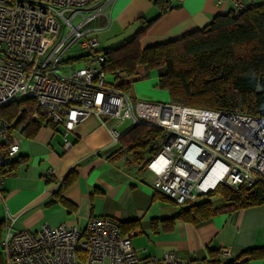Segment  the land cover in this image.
<instances>
[{"label": "built area", "instance_id": "built-area-1", "mask_svg": "<svg viewBox=\"0 0 264 264\" xmlns=\"http://www.w3.org/2000/svg\"><path fill=\"white\" fill-rule=\"evenodd\" d=\"M109 1L0 0V199L1 180L13 171L19 150L12 131L17 117L5 119L1 108L24 97L35 104L30 118L62 125L65 133L88 115L109 129L113 141L122 121L127 129L137 123L160 128L162 141L146 162L155 176L151 187L181 206L219 183L264 182V117L141 100L119 86V72L106 79L94 21ZM232 1L234 12L247 4ZM77 40L82 51L77 55L87 57L63 73L57 68L61 55ZM14 219L0 241L5 264H191L166 251L139 259L130 233L109 215L90 217L83 228L42 222L19 231L11 230ZM228 253L222 250L223 257Z\"/></svg>", "mask_w": 264, "mask_h": 264}, {"label": "crops", "instance_id": "crops-1", "mask_svg": "<svg viewBox=\"0 0 264 264\" xmlns=\"http://www.w3.org/2000/svg\"><path fill=\"white\" fill-rule=\"evenodd\" d=\"M259 4L264 0H242ZM154 0H110L105 4L94 24L99 49L115 47L130 39L139 27L138 19L153 18L157 14ZM166 10L140 40L148 47L202 30L214 17L234 11L232 0H171ZM163 67L139 64L133 75L119 72L116 81L126 83L135 98L146 101H168L165 89L157 85ZM116 72H107V80H114ZM127 121L116 123L123 134ZM115 123V122H114ZM119 126L122 128L119 130ZM22 125L14 127L13 135L19 150L15 169L1 184L0 221L4 226L9 218L13 231L35 230L42 222L66 223L83 228L90 217L111 216L120 223L136 221L128 230L132 249L139 259L174 252L191 264H211L209 250L220 251L221 263L264 264V257L238 260L250 249L264 248V204L239 207L216 213L192 223L174 217L180 206L143 178L139 166L129 162L130 155L115 159L108 156L119 149L111 133L96 116L82 118L65 133L62 125L44 124L32 137L22 132ZM65 140L68 145H65ZM77 177L63 187V177L71 168ZM160 193L162 197H155ZM0 229V238L4 234ZM227 249L228 255L222 256ZM0 256V264H5Z\"/></svg>", "mask_w": 264, "mask_h": 264}, {"label": "trees", "instance_id": "trees-1", "mask_svg": "<svg viewBox=\"0 0 264 264\" xmlns=\"http://www.w3.org/2000/svg\"><path fill=\"white\" fill-rule=\"evenodd\" d=\"M170 1L154 0L157 14L149 19L140 17L139 27L130 39L118 46L99 50L104 54L103 70L133 75L139 64L151 70L163 67L157 85L168 92V101L172 103L264 117V3H248L241 11L214 17L202 30L151 47H141L139 39L171 7ZM86 57L77 55L72 60L82 61ZM119 86L126 88L127 84L120 83ZM34 105L32 99L20 98L2 106V116L8 120L17 117L15 124L22 125L21 131L32 137L42 125H51L41 117L30 118ZM152 135L160 136L162 130L145 123L130 126L119 136V149L108 159L130 155L129 162L139 166V170L144 169L147 159L142 151L149 145ZM156 149L151 147L148 153L154 154ZM18 160L17 157L12 162V170ZM75 177L77 171L74 167L63 177L62 186L71 184ZM154 196L162 197L160 193ZM199 197L180 206L176 215L165 223L170 224L176 219L195 223L216 213L264 204V182L255 181L250 186L219 183ZM213 197L220 198L222 204L215 205ZM136 223L129 221L119 225L123 232H128ZM3 226L0 221V229ZM243 255L261 258L264 257V248L250 249ZM209 256L211 264H238L235 261L221 263L218 250H209Z\"/></svg>", "mask_w": 264, "mask_h": 264}, {"label": "rangeland", "instance_id": "rangeland-1", "mask_svg": "<svg viewBox=\"0 0 264 264\" xmlns=\"http://www.w3.org/2000/svg\"><path fill=\"white\" fill-rule=\"evenodd\" d=\"M78 41L79 40L72 42V44L67 48V50L64 52V54L61 55L62 57L60 59V62L58 64L57 68H59L63 73L70 72L72 69H74L75 67H78V65L80 64V61L72 60L74 57L77 56V54H80L82 52L79 50ZM99 44H100V42H99ZM106 78H108V76ZM108 81H111V80H108ZM126 124H127V122H126ZM118 129L121 130L122 128L119 126ZM161 137H162V135H160V136L152 135L149 137V141H150L149 145L147 146L146 149H143V151H142L144 159H147V161H149V159L155 154V153L154 154L148 153V149H150L151 147H154V149H155V147L158 148V146L160 145V142L162 141ZM140 172L142 173L141 175H143V178H145V180L147 182H151V184H152V182L154 181V178H155V176L152 175L153 173L146 167L144 169H141ZM212 199H213V203L215 205H221L222 204V201L220 198L213 197ZM0 241H1V238H0ZM3 253H4V251L0 245V256H1V259L4 263L5 254H3ZM2 261H1V263H2Z\"/></svg>", "mask_w": 264, "mask_h": 264}]
</instances>
